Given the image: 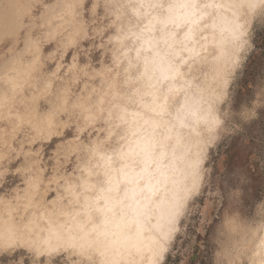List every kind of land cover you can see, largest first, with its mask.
Segmentation results:
<instances>
[{
	"label": "clouds",
	"instance_id": "1",
	"mask_svg": "<svg viewBox=\"0 0 264 264\" xmlns=\"http://www.w3.org/2000/svg\"><path fill=\"white\" fill-rule=\"evenodd\" d=\"M0 264H264V0H0Z\"/></svg>",
	"mask_w": 264,
	"mask_h": 264
}]
</instances>
